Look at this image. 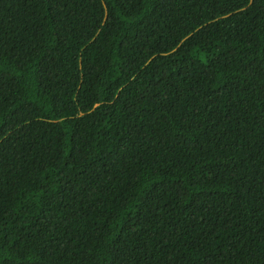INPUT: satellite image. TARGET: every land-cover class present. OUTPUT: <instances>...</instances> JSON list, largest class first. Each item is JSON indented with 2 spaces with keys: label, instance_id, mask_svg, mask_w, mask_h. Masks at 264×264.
Instances as JSON below:
<instances>
[{
  "label": "trees",
  "instance_id": "trees-1",
  "mask_svg": "<svg viewBox=\"0 0 264 264\" xmlns=\"http://www.w3.org/2000/svg\"><path fill=\"white\" fill-rule=\"evenodd\" d=\"M0 0V264H264V0Z\"/></svg>",
  "mask_w": 264,
  "mask_h": 264
},
{
  "label": "clouds",
  "instance_id": "clouds-1",
  "mask_svg": "<svg viewBox=\"0 0 264 264\" xmlns=\"http://www.w3.org/2000/svg\"><path fill=\"white\" fill-rule=\"evenodd\" d=\"M250 3H251V0H248L247 4L244 7H242L241 9L237 10L236 12H240V11L245 10L250 5Z\"/></svg>",
  "mask_w": 264,
  "mask_h": 264
}]
</instances>
